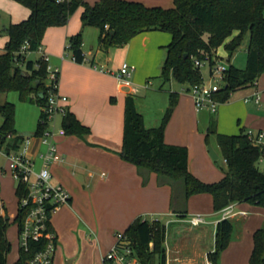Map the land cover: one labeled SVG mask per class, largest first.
<instances>
[{
	"label": "crops",
	"instance_id": "0c3cea01",
	"mask_svg": "<svg viewBox=\"0 0 264 264\" xmlns=\"http://www.w3.org/2000/svg\"><path fill=\"white\" fill-rule=\"evenodd\" d=\"M86 1L94 4L98 0ZM135 1L148 6L172 7L168 0ZM0 7L6 9L0 15L2 54L8 40L7 27L26 19L30 9L16 0H0ZM80 8L66 25L49 27L42 41L51 64L60 67L58 90L68 97L69 111L91 129L84 137L75 134L57 136L58 150L64 160L53 163L51 170L54 180L69 190L71 200L51 217V226L58 241L54 264H104L105 253L116 242V232L125 231L137 217L150 221L161 219L167 223H189L193 227L192 231L180 229L171 248L166 235L167 264H205L207 253L214 246L207 248L202 254L197 251L195 240L203 241L207 226L209 228L213 225L216 232L221 212L214 210L213 196L210 193H198L188 199L186 215L179 216L171 206L172 187L169 184L160 185L155 172L147 175L145 182L139 168L119 156L118 152L123 146L125 100L127 93L131 91L121 85L115 73L127 61L133 67L132 80L139 88L134 93L136 97L144 91L147 98L155 100L154 108L146 105L140 109V102L136 98L147 126L159 125L170 104V93L179 94L178 102L165 127V141L187 146L190 171L206 182L218 181L225 176V171H219L213 163L207 147L206 136L211 122H215L216 132L211 134L216 137L217 133L238 134L241 129L264 130V87L260 89L259 83L245 87L247 92L236 98H233L234 92L226 102L219 105L216 113L197 111L192 95L186 91V85L174 90H166L162 86L165 82L160 74L166 57V45L171 40L170 33L144 31L126 43L104 50L98 44L99 29L94 26V32L88 29L93 26L83 25V8ZM79 32L83 37V51L89 59L84 63L75 61L72 54L67 52L68 38ZM94 34L95 41L91 39ZM218 54L223 60H228L227 53L222 48H219ZM28 56L37 58L40 54L34 51ZM101 67L109 71H102ZM158 76L162 82L159 88L149 87L153 84L151 78ZM256 90L262 92L261 102L256 103L253 99L245 101V97L253 95ZM2 120L3 117L0 125ZM60 123L58 120L57 124ZM35 133L37 130L22 136ZM42 149L43 146L35 139L32 154L37 158L38 165ZM16 187L17 182L11 171L8 173L6 168L0 169V198L6 205L10 222L14 220L18 210ZM247 203H236L235 210L240 206L241 209L236 211H247V215L253 211L264 217V210L252 209L259 205H246ZM249 205L252 207L249 208ZM197 213H206V219L210 218L204 224L192 225L189 218ZM237 215L240 214H234L229 219L233 222V217ZM260 221L264 224V219ZM262 227L258 226L254 232ZM195 228L198 229L195 231ZM7 235L12 243L8 264H14L19 258L20 248L17 224L8 228Z\"/></svg>",
	"mask_w": 264,
	"mask_h": 264
},
{
	"label": "trees",
	"instance_id": "16d2710c",
	"mask_svg": "<svg viewBox=\"0 0 264 264\" xmlns=\"http://www.w3.org/2000/svg\"><path fill=\"white\" fill-rule=\"evenodd\" d=\"M30 9L26 19L11 23L6 34L5 51L0 54V94L15 90L22 100L36 101L43 106L47 100V63L40 56L31 58L21 52L23 44L34 52L42 45L47 29L66 25L73 13L83 8L81 20L84 26L99 29L98 44L106 50L128 42L144 31H165L171 40L166 45V57L161 69L164 82L174 79L189 88L203 80L201 68L195 60L218 59L222 48L228 60L242 45L246 35L249 44L246 64L243 68L228 65L226 84L218 91L217 98L226 102L231 94L241 88L253 86L264 74V0H174V6H148L135 0H98L94 4L86 0H16ZM83 37L79 32L68 38V49L75 61L84 63ZM179 94L170 93V104L159 125L147 126L144 115L136 103V95L127 93L124 111L123 146L119 156L135 164L147 181V175L155 172L160 185L169 184L173 189V212L183 217L187 213L188 199L198 193H210L213 207L221 211L230 203L248 202L264 207V171L260 170L261 148L247 136L246 130L238 134L217 133V142L226 159L225 176L218 181L206 182L194 175L188 166V148L185 145L165 141V127L178 102ZM3 117L0 139L6 150L18 149L24 139L15 126L16 106L13 102L0 103ZM41 110L37 132H40ZM67 134L84 137L91 132L77 116L68 111L62 119ZM216 132L211 122L209 136ZM183 186L177 187L178 181ZM18 210L13 220L19 233L28 210L20 207L25 195L24 187L17 184ZM0 198V264H8L12 243L7 235L10 219ZM49 229L53 230L51 223ZM132 240L143 264H167V224L161 219L150 221L137 217L124 231ZM233 222L229 218L216 224L215 245L207 253L208 259L218 264L221 252L230 243ZM254 246L250 264H264V228L254 232ZM152 243V244H151ZM47 239L29 240L28 250L20 246L19 258L14 264H26V260L44 249Z\"/></svg>",
	"mask_w": 264,
	"mask_h": 264
},
{
	"label": "built area",
	"instance_id": "2783aa9c",
	"mask_svg": "<svg viewBox=\"0 0 264 264\" xmlns=\"http://www.w3.org/2000/svg\"><path fill=\"white\" fill-rule=\"evenodd\" d=\"M68 1V0H57ZM29 43L26 41L21 49L24 54H29ZM40 57L46 61L48 93L47 100L42 106L43 116L40 119V132L24 137L18 149L6 150L5 145L0 139V154L7 158V165L16 180L17 184L24 187L25 195L20 198V207L28 210L22 230L19 233V244L25 250H28L29 240L47 239L46 247L32 257L26 260V264H54V257L57 248V234L49 229L52 215L63 205L71 200L69 190L60 182L53 178L51 166L57 161H63V156L59 153L57 146V136L66 135V130L62 125V119L69 111L68 97L59 92L60 67L53 66L50 62V56L40 45L36 50ZM89 59L84 56V62ZM207 61L195 60V64L200 68ZM93 66L98 67L96 64ZM102 71H109L103 67ZM228 64L225 60L218 59L210 65V82L203 80L200 83L190 85L186 90L192 95L194 105L197 111L208 110L211 113L218 111L222 103L217 98L218 91L226 84V71ZM133 67L124 61L118 71L115 73L121 85L136 93L139 88L132 80ZM258 83L255 81L254 85ZM254 100L260 103L262 92L256 90L253 95L245 97V101ZM60 117V124H57ZM248 138L258 145L262 152L259 163H264V130L246 129ZM37 139L43 146L39 153V165L37 158L32 154V144ZM226 161V159H225ZM236 202L230 203L221 212V219L229 218L234 214L247 215L244 210H235ZM219 220V221H220ZM192 225L198 226L207 222L206 216L201 213L192 215L189 218ZM152 244V243H151ZM104 264H143L139 259L132 240L124 231L116 232L115 244L105 253L103 257ZM205 264H215L212 260H206Z\"/></svg>",
	"mask_w": 264,
	"mask_h": 264
},
{
	"label": "rangeland",
	"instance_id": "374dc122",
	"mask_svg": "<svg viewBox=\"0 0 264 264\" xmlns=\"http://www.w3.org/2000/svg\"><path fill=\"white\" fill-rule=\"evenodd\" d=\"M168 1L170 2V6H174V0H168ZM79 10H81V8ZM3 12H6V9H2L0 7V15H2ZM73 14L75 15V13ZM88 29H92V31L94 32L96 31L94 26ZM91 39H94L95 41L96 39L95 34L91 37ZM248 44H249V35H246L242 45L232 55L230 60L226 61L227 64L228 65L233 64L236 67L243 68L246 64V50H247ZM161 49H165V48L161 47ZM67 52L70 54L69 49H68V43H67ZM201 72H202L204 80L209 83L210 82V62L209 61H207V63H205L201 67ZM151 80L153 81V84L150 85L149 87L159 88L160 84H162V82L159 80V76L153 77L151 78ZM46 82L48 83L49 80L47 79ZM258 83H259L260 89L264 87V74H262L258 78ZM162 86L166 90L171 89V88L172 90L181 89V87H183L182 84H180L178 81L174 79L163 83ZM234 92H233L234 93L233 98H236L242 94H245L247 90L246 88H243V89H238L237 91H234ZM143 93L144 91L140 92L139 96L136 97L137 102H140L139 103L140 109L145 108L144 106L146 105L148 106V108L149 107L154 108L155 100L147 98V96H145ZM5 101L13 102L16 106L15 126L17 129V132L20 135H27L37 130L42 107L39 106V104L36 101L22 100L20 98L19 93L15 90H11L9 92L0 94V102H5ZM1 119H2V116L0 113V122H1ZM58 119L60 121V117ZM209 146H212L213 149L217 151L219 155L217 159H213L211 157L217 169L219 171H226V161L218 146L217 137L214 134H211L209 136V143H207V147ZM258 166L260 170L262 171L264 170L263 162H260ZM2 168H6L9 173L10 169L7 165V158L4 155L0 154V169ZM179 186L181 187L183 186L182 180L178 181L177 187ZM248 204L250 203H247L246 205ZM248 207L250 208L252 206L249 205ZM258 208L264 210V208L260 206L257 208H252V209H258ZM238 209H241V207L237 206L236 210ZM209 218L210 217H207V219ZM219 219H221V217ZM262 219H264L263 216L262 217L258 216V214L253 211L251 214L247 216L240 214V215L233 217L232 237H231L228 247L221 252L219 260H218V264H236V262L238 264H250L249 258H250V253L252 250L253 240H254L253 232L258 226H263L264 228V224L261 223L260 221ZM165 223L167 224V241H168L169 248H171V246L175 243L176 236L179 235L181 232L180 229L183 228L186 231H192L193 229V227L187 222L177 224V222L167 223V221L165 220ZM13 225H16V223L12 221L10 222L9 227ZM197 229L198 228H195V231ZM206 229L207 230L204 233L205 237H203L204 238L203 241H197V239L195 240L197 244V251H201L202 254L204 253V250L214 246L213 232L215 229L213 225L212 226L210 225L209 228L207 226Z\"/></svg>",
	"mask_w": 264,
	"mask_h": 264
},
{
	"label": "water",
	"instance_id": "95a60500",
	"mask_svg": "<svg viewBox=\"0 0 264 264\" xmlns=\"http://www.w3.org/2000/svg\"><path fill=\"white\" fill-rule=\"evenodd\" d=\"M209 152H210V155L213 159H217L219 157V155L217 154V152L213 149L212 146H209ZM7 218H9V216H7Z\"/></svg>",
	"mask_w": 264,
	"mask_h": 264
}]
</instances>
